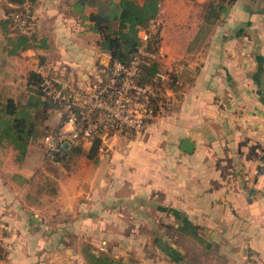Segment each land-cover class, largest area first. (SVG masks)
Instances as JSON below:
<instances>
[{
    "label": "crops",
    "instance_id": "0c3cea01",
    "mask_svg": "<svg viewBox=\"0 0 264 264\" xmlns=\"http://www.w3.org/2000/svg\"><path fill=\"white\" fill-rule=\"evenodd\" d=\"M72 1L35 0L34 39L14 55L0 26L3 97L27 95L37 67L76 93L103 78L110 56L66 14ZM210 1L160 0L154 41L167 79L142 132L114 134L69 166L39 140L21 160L0 146V264H87L84 243L126 264H264V0H234L205 27ZM11 6L0 0V21ZM46 123L63 130L57 111ZM75 144L91 146L66 149Z\"/></svg>",
    "mask_w": 264,
    "mask_h": 264
},
{
    "label": "trees",
    "instance_id": "16d2710c",
    "mask_svg": "<svg viewBox=\"0 0 264 264\" xmlns=\"http://www.w3.org/2000/svg\"><path fill=\"white\" fill-rule=\"evenodd\" d=\"M11 7L6 11V17L0 21L1 29L6 38L9 54L18 53L19 49H25L32 44L31 6L35 0H29L30 6L27 13L21 7L23 0H7ZM234 0H212L204 8V26L210 27L227 4ZM160 0H143L140 4L134 0H73L68 4L66 14L79 20L87 31L98 36L96 45L100 51L110 56L111 62L128 64L133 54L140 45L138 36L139 28L147 27L150 21L159 13ZM24 13L28 17L29 31L23 33L14 28L12 13ZM153 41V48H155ZM160 70L159 62L149 61L141 66L139 82L142 84L152 82L154 75ZM177 76L170 74L168 84L176 89ZM27 95L25 101L20 98L3 97L0 89V146L10 145L18 151L16 158L21 160L28 145L40 138V119L49 117V110L54 109L55 104L45 97L42 87V77L31 70L26 74ZM64 90H71L65 86ZM23 96V97H24ZM62 123L60 124V126ZM43 130L48 126L44 124ZM91 146L87 151L80 144L72 145L69 149H61L54 156L55 161L64 162L69 158L86 155L88 159H94L98 153L101 141L97 138L90 140ZM264 161V152L260 158ZM167 254L172 253L161 243H157ZM83 254L87 264H126L113 259L100 252L90 251V246L85 245Z\"/></svg>",
    "mask_w": 264,
    "mask_h": 264
},
{
    "label": "built area",
    "instance_id": "2783aa9c",
    "mask_svg": "<svg viewBox=\"0 0 264 264\" xmlns=\"http://www.w3.org/2000/svg\"><path fill=\"white\" fill-rule=\"evenodd\" d=\"M29 6V0H23L21 7L26 13ZM11 17L14 28L23 33L29 31L26 14L14 12ZM157 31L156 18L147 27L139 28L140 45L129 63L110 61L101 80L77 93L67 92L57 78L36 68L35 72L42 77L45 97L55 104L54 111L60 114L63 129L43 136L41 143L48 159L54 160L65 143L94 138L104 142L117 133H140L158 114L164 101L163 81L167 76L159 70L152 82H139L141 66L149 61L159 62L160 52L153 48ZM186 68L180 64L174 73L178 76ZM257 169L264 175L263 160L258 159ZM261 194L264 197V190ZM251 258L255 260L254 256Z\"/></svg>",
    "mask_w": 264,
    "mask_h": 264
},
{
    "label": "rangeland",
    "instance_id": "374dc122",
    "mask_svg": "<svg viewBox=\"0 0 264 264\" xmlns=\"http://www.w3.org/2000/svg\"><path fill=\"white\" fill-rule=\"evenodd\" d=\"M156 37V36H155ZM154 44H155V41H154ZM21 100H19V101H25L26 99H25V96L24 97H22V98H20ZM52 111H54V109H52V110H49V114H50V112H52ZM39 121H40V124H39V126H40V131H41V136H40V138H39V141H40V145L43 147V145H42V143H41V140H42V138H43V136L44 135H46V134H48V133H53V132H56V130H58L56 127H50L49 125H47V121H48V118L46 119V120H43L42 119V116H39ZM44 124H46L47 126H48V128L46 129V130H43L42 128V126H44ZM75 157H77V156H74V157H72V158H69V159H67V160H64V163L66 164V166H69V164L70 163H72V160L75 158ZM86 244L84 243L83 245H82V248H81V246H80V248L82 249V253H83V250L85 249L84 248V246H85ZM95 248V247H94ZM98 248V247H97ZM101 251V250H100ZM100 251H98V252H100ZM84 255V254H83Z\"/></svg>",
    "mask_w": 264,
    "mask_h": 264
},
{
    "label": "water",
    "instance_id": "95a60500",
    "mask_svg": "<svg viewBox=\"0 0 264 264\" xmlns=\"http://www.w3.org/2000/svg\"><path fill=\"white\" fill-rule=\"evenodd\" d=\"M69 146H70L69 143H65V144L62 146V149H66V148H68ZM192 146H193L192 143H191L189 140L185 139V140H183V142H182V146H181V148H182V150L189 152V151H191Z\"/></svg>",
    "mask_w": 264,
    "mask_h": 264
}]
</instances>
